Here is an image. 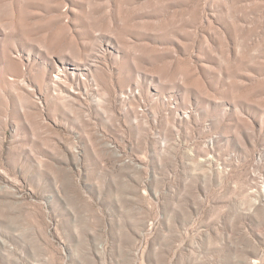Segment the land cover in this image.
Returning <instances> with one entry per match:
<instances>
[{
    "label": "rangeland",
    "instance_id": "obj_1",
    "mask_svg": "<svg viewBox=\"0 0 264 264\" xmlns=\"http://www.w3.org/2000/svg\"><path fill=\"white\" fill-rule=\"evenodd\" d=\"M0 264H264V0H0Z\"/></svg>",
    "mask_w": 264,
    "mask_h": 264
}]
</instances>
